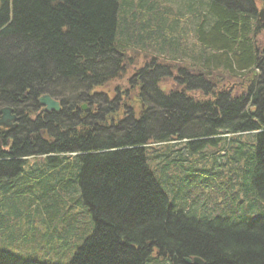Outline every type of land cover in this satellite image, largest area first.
Wrapping results in <instances>:
<instances>
[{"label":"trees","instance_id":"16d2710c","mask_svg":"<svg viewBox=\"0 0 264 264\" xmlns=\"http://www.w3.org/2000/svg\"><path fill=\"white\" fill-rule=\"evenodd\" d=\"M164 1L0 0V109L19 117L0 132V234L27 226L44 253L0 250V264L72 250L68 264H264V0H179L184 12ZM130 51L151 58L130 94L101 91L127 74ZM231 80L243 82L221 88ZM44 95L62 111L41 112ZM192 173L213 196L185 191H202ZM164 177L187 182L189 208ZM208 203L223 215L199 219Z\"/></svg>","mask_w":264,"mask_h":264},{"label":"rangeland","instance_id":"374dc122","mask_svg":"<svg viewBox=\"0 0 264 264\" xmlns=\"http://www.w3.org/2000/svg\"><path fill=\"white\" fill-rule=\"evenodd\" d=\"M165 1H168V2L171 1L172 2L174 0H165ZM178 2H179V0H177L175 2V4H174V6L176 5L175 6V9L178 7L177 10H182V7L183 6L182 7H179ZM141 4H142V2H141ZM258 7H259V10L262 9V5L260 3L258 5ZM263 37H264V33H263ZM190 38H192V37L190 36ZM190 42H192V39H191ZM143 53L146 55L145 51L144 52H140L139 54H137L136 52H133V51L128 52L129 60H130L131 63H133V65L128 69L127 74L124 76L123 79H121V81H113V82L109 83L108 85H106L105 88H102L101 91H104V92H106L108 94L110 93L111 94L110 96H113L115 94V92H116V89L119 88V90L121 92L130 94V92L132 91V88L129 85V80L133 77V75L135 74V72L137 70L141 69L142 67L145 66L146 63H148L147 60H150L151 59V58H148V57L142 55ZM154 55H156L157 57H161L162 56V55H160L158 53H155V52H154ZM161 60L162 61H166V59L159 58V61L160 62H162ZM167 62H170V64H167L168 66L164 64V66L169 67V65H170V68H173V62L170 61V60H168ZM175 70L176 69H174V71H173V77L174 78H176V77L179 76L178 75V71H175ZM231 81H232L231 84H226L227 87L224 86V84H223L221 86V88H224V89L226 88L228 90V89H231V87H238V85L243 82V81H240V80H237V81L236 80H231ZM171 85L172 84L165 85L163 88L169 90V89H171L170 88ZM243 89H245V87ZM190 96L192 98H194V99H199V100L205 99V97L202 96L201 93H197V92L190 93ZM126 97L123 99V101L126 100ZM94 101H95L94 104L101 105L102 107H104L106 105L105 104L106 102H104L103 100H101V98H99V97H96L94 99ZM149 108L151 110H154L155 114H157L158 112H160L159 107L157 105H155V104H149ZM136 112H137V116H138V114L140 112V108L137 107L136 108ZM149 113H150V111H149ZM184 144L185 143L180 144V145H176L177 146L176 147L177 148L176 150L183 149V145ZM203 152H204L205 155L207 154L208 156L210 154H212L211 155L212 158H211L210 161H212L214 157H217V156L220 155V152H218L215 149H213V147H209V148L205 149ZM194 157L195 158L192 159L193 162H197L198 156H194ZM204 162H205V160H204ZM201 166H202V163L196 165V168H201ZM156 174H157V171H156ZM186 177L188 179H190L191 181L192 180H196V181L197 180H200L202 182V191L200 192V190L198 191V190H194V189H191L189 191V189H186V188H188L187 187L188 186L187 182L182 183L180 181V183H179V181H172V183H170V181H167L166 180L167 177H164V180L162 182L163 191L169 196V198H170L171 201H174L175 202L176 207H178V209H179V207H182V206H184L185 208H189L191 206V204H190L191 199L188 198V195H179L178 194V191H180L179 190V185L180 186L184 185L185 186V189H186L185 191H188V194L190 196L197 195L198 194V199L196 200L197 203H199L204 198L202 196V194H201L202 192H203V195H204V193L205 194H210L211 193L210 190L204 188V183H206L205 182V179H206L205 176H203V177L202 176L196 177V175L194 173H192V174L187 175ZM211 195L213 196L214 194L211 193ZM207 206L208 207H207L206 210H203L202 209V211L199 212V216L197 215V217L199 219H211V218H215L217 216L223 215L222 213L220 214V212L216 210V207L217 206L215 204H209L208 203ZM253 206H256L257 208L261 209L260 205H253ZM25 208H26V206H23V207L20 206V212L21 211H24ZM196 210L199 211V209H197V208H196ZM246 212H247V208L246 209H242L240 211H237V213H239V214L246 213ZM250 213L254 214V213H257V212H256V210H250ZM19 219H21V218H19ZM12 224H14V223H11L8 226H5L6 229L4 231H2L4 233L0 234V250L9 251V252H11V253H13V254H15L17 256L23 257V258L31 257L33 259H43L44 253H43L42 250H40V251L38 250V248H37V242L35 241L36 239L35 238H32L31 236L30 237L29 236L27 237V235H26V232L25 231L27 229V226H25L23 224L25 227L23 229L21 228V232H24V233L22 234V236H17V235H15V233L13 235H10L8 233L9 230L11 231ZM18 225L20 227H22V224L19 223ZM87 226L88 225H86V227ZM1 229H4V228L2 227ZM72 254H73V250L70 251V252H68V253H66L65 255L56 254L54 256L53 260H52V264H68V262L70 260V257L72 256ZM148 264H162V263H158L155 260H153V261L151 260Z\"/></svg>","mask_w":264,"mask_h":264},{"label":"water","instance_id":"95a60500","mask_svg":"<svg viewBox=\"0 0 264 264\" xmlns=\"http://www.w3.org/2000/svg\"><path fill=\"white\" fill-rule=\"evenodd\" d=\"M258 18L264 26V7L259 10ZM39 104L42 107L41 112L46 114L60 113L62 111L61 103L49 95L42 96L39 99ZM83 109L86 110V106H83ZM18 121L19 117L12 108L0 109V129L13 131L18 127ZM172 264H205V262L200 258H188L180 261L177 257H174Z\"/></svg>","mask_w":264,"mask_h":264},{"label":"flooded vegetation","instance_id":"af4514ba","mask_svg":"<svg viewBox=\"0 0 264 264\" xmlns=\"http://www.w3.org/2000/svg\"><path fill=\"white\" fill-rule=\"evenodd\" d=\"M140 109H144L143 106H140ZM85 112H88V107L86 108ZM140 114H141V113H140ZM1 131H6V130H2V129H0V132H1Z\"/></svg>","mask_w":264,"mask_h":264}]
</instances>
